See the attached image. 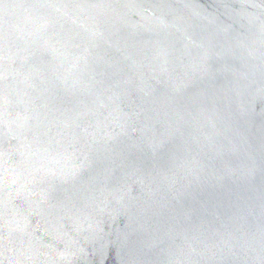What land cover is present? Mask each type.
<instances>
[{
    "label": "water",
    "instance_id": "1",
    "mask_svg": "<svg viewBox=\"0 0 264 264\" xmlns=\"http://www.w3.org/2000/svg\"><path fill=\"white\" fill-rule=\"evenodd\" d=\"M0 264H264V0H0Z\"/></svg>",
    "mask_w": 264,
    "mask_h": 264
}]
</instances>
